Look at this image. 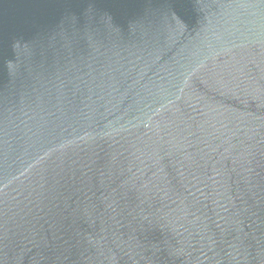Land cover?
<instances>
[{
  "label": "water",
  "instance_id": "water-1",
  "mask_svg": "<svg viewBox=\"0 0 264 264\" xmlns=\"http://www.w3.org/2000/svg\"><path fill=\"white\" fill-rule=\"evenodd\" d=\"M0 264H264V0H0Z\"/></svg>",
  "mask_w": 264,
  "mask_h": 264
}]
</instances>
